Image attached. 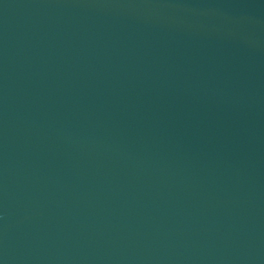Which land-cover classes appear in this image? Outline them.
I'll list each match as a JSON object with an SVG mask.
<instances>
[{"label":"water","instance_id":"obj_1","mask_svg":"<svg viewBox=\"0 0 264 264\" xmlns=\"http://www.w3.org/2000/svg\"><path fill=\"white\" fill-rule=\"evenodd\" d=\"M0 264H264V0H0Z\"/></svg>","mask_w":264,"mask_h":264}]
</instances>
